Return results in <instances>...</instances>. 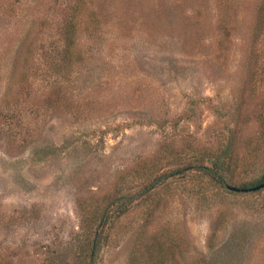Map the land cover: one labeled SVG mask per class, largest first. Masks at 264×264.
I'll return each mask as SVG.
<instances>
[{
  "label": "rangeland",
  "instance_id": "1",
  "mask_svg": "<svg viewBox=\"0 0 264 264\" xmlns=\"http://www.w3.org/2000/svg\"><path fill=\"white\" fill-rule=\"evenodd\" d=\"M70 1L0 0V264H264V0H90L58 70Z\"/></svg>",
  "mask_w": 264,
  "mask_h": 264
},
{
  "label": "trees",
  "instance_id": "2",
  "mask_svg": "<svg viewBox=\"0 0 264 264\" xmlns=\"http://www.w3.org/2000/svg\"><path fill=\"white\" fill-rule=\"evenodd\" d=\"M89 1L90 0H71L69 5L70 11L61 21L60 34L62 36V51L61 49L59 50V46L55 42L53 44V47L55 49L53 50L54 66L58 70H61L59 68L61 67V65L67 66L73 65L75 63V54L77 53V51L80 53L82 49L81 38L83 36H87L89 39H92L95 34L97 35V37L99 35L98 29L100 26L98 19H95V17L97 16V11L96 8H92L93 4L95 6V2L94 0H91L92 6L90 7ZM90 18L91 20H89ZM33 32L34 30H31L29 34L31 35V33ZM34 40H36V37L34 38ZM34 40L32 41V43L34 42ZM59 52H62V56L60 57ZM234 149V141L233 139H230L222 150L211 155H206L207 158L204 161L209 162L210 165L206 163L189 164L187 166L175 168L174 170H171L169 172L160 173L159 175L155 176L154 179L148 185H146L141 192H139V194L136 193L129 196H123V198L120 197V199L122 200L125 198L127 199V203H133L136 199L139 198V195L147 194L163 183H166L170 178L184 175L187 171L190 170L202 171L204 172V174L210 177L211 181L215 185L219 187H228L229 178L227 176V173L231 170L232 163L234 162ZM261 181H264V175ZM248 186L243 185L242 187ZM125 211L126 210L123 209L122 213H125ZM108 219L109 217H107V214L104 212L101 218L100 225L105 226L108 222ZM100 247V239L95 236L93 240V246L91 248L90 260L85 264H97V255Z\"/></svg>",
  "mask_w": 264,
  "mask_h": 264
},
{
  "label": "water",
  "instance_id": "3",
  "mask_svg": "<svg viewBox=\"0 0 264 264\" xmlns=\"http://www.w3.org/2000/svg\"><path fill=\"white\" fill-rule=\"evenodd\" d=\"M261 188H264V182H262L261 184L255 186V187L249 188L248 190H259ZM233 189L234 190H236V189L238 190V188H235V187H233Z\"/></svg>",
  "mask_w": 264,
  "mask_h": 264
}]
</instances>
